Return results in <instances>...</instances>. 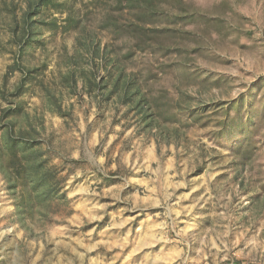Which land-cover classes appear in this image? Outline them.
<instances>
[{"label": "rangeland", "instance_id": "obj_1", "mask_svg": "<svg viewBox=\"0 0 264 264\" xmlns=\"http://www.w3.org/2000/svg\"><path fill=\"white\" fill-rule=\"evenodd\" d=\"M183 1L0 0V264H264V0Z\"/></svg>", "mask_w": 264, "mask_h": 264}, {"label": "trees", "instance_id": "obj_2", "mask_svg": "<svg viewBox=\"0 0 264 264\" xmlns=\"http://www.w3.org/2000/svg\"><path fill=\"white\" fill-rule=\"evenodd\" d=\"M38 3V7L43 4L46 0H37ZM182 2V4H184L186 6V3L183 0H180ZM117 3H124V7H127L130 11H132L134 13V10L138 9V12H136V16H137V25L135 26V22L133 21L132 23L130 22L129 24H127V26H130V29L133 30V32H138L137 34L144 32L146 30H150L152 29V27H149L147 25H145V16L148 14H154L156 12V0H116ZM159 5V4H158ZM188 6V5H187ZM158 12H156L157 14ZM32 14L31 11L28 12V15ZM178 15L180 18H183L185 16L190 17L189 19H191L192 17L195 16V12L189 14V13H178L176 14ZM114 21V24L116 26H118V28L122 27L123 24H117L116 22V18L115 16H113V14H109L107 21ZM29 22V27L31 28L33 26L32 23V18ZM132 26V27H131ZM146 101V100H145Z\"/></svg>", "mask_w": 264, "mask_h": 264}]
</instances>
